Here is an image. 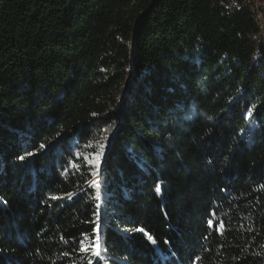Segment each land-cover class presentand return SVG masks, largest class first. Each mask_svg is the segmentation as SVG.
Returning <instances> with one entry per match:
<instances>
[{
	"label": "trees",
	"instance_id": "1",
	"mask_svg": "<svg viewBox=\"0 0 264 264\" xmlns=\"http://www.w3.org/2000/svg\"><path fill=\"white\" fill-rule=\"evenodd\" d=\"M98 227V264H264L249 7L0 0V264H97Z\"/></svg>",
	"mask_w": 264,
	"mask_h": 264
},
{
	"label": "snow or ice",
	"instance_id": "2",
	"mask_svg": "<svg viewBox=\"0 0 264 264\" xmlns=\"http://www.w3.org/2000/svg\"><path fill=\"white\" fill-rule=\"evenodd\" d=\"M251 112H252V109H248V113L250 114ZM53 143H55V141ZM41 147L44 148L45 146L44 145H41ZM103 148H104V146L101 145V149L102 150H103ZM27 155L28 156H32L33 153H27ZM99 155L103 156L104 155V152L101 151V153ZM20 159L23 160V159H25V157L22 156V157H20ZM85 159L87 160V158H85ZM84 166L85 165H81V167H84ZM87 166H89V167L91 166V162L90 161H88ZM99 172H100V165H99V160H97V163H96V171L94 173H92V175L93 176H98L99 175ZM92 185H95L97 188H99L100 187V182L98 180L94 179L89 186L91 187ZM156 192L157 193L160 192V186L159 185H157V187H156ZM100 196H101V193L98 191L96 198L97 199H100ZM102 211H103V204H98L97 205V217H98V219L101 218ZM208 225H209V227H212L213 226V221L212 220H208ZM137 231H143V229H137ZM96 232H97V235H96V238H95V247L92 250V256L95 257V258H97V264H98L99 259L102 257V250H101V245H100L99 227L97 228ZM147 238H148V240L150 242H152L153 244H155V240L153 239V237L151 235H148ZM165 242L167 243V241H165ZM80 250L81 251H85V252L88 251V249L85 248V247H83V245H81V249ZM88 264H93V261L90 259L88 261Z\"/></svg>",
	"mask_w": 264,
	"mask_h": 264
},
{
	"label": "built area",
	"instance_id": "3",
	"mask_svg": "<svg viewBox=\"0 0 264 264\" xmlns=\"http://www.w3.org/2000/svg\"><path fill=\"white\" fill-rule=\"evenodd\" d=\"M239 3L241 5H245V6L249 7L251 12L253 13L254 20H255L259 30L262 32L264 26H263V22H262L263 12H262L261 6H259V4H256L254 0H239Z\"/></svg>",
	"mask_w": 264,
	"mask_h": 264
},
{
	"label": "rangeland",
	"instance_id": "4",
	"mask_svg": "<svg viewBox=\"0 0 264 264\" xmlns=\"http://www.w3.org/2000/svg\"><path fill=\"white\" fill-rule=\"evenodd\" d=\"M254 1H255L256 4H259V6H261V8H262V12H263L262 22H263V26H264V0H254ZM261 37H262V40H263L264 39V28H263V30L261 32Z\"/></svg>",
	"mask_w": 264,
	"mask_h": 264
}]
</instances>
